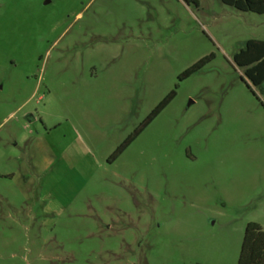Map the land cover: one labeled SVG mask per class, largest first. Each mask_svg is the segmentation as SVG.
Returning a JSON list of instances; mask_svg holds the SVG:
<instances>
[{
  "label": "rangeland",
  "instance_id": "1",
  "mask_svg": "<svg viewBox=\"0 0 264 264\" xmlns=\"http://www.w3.org/2000/svg\"><path fill=\"white\" fill-rule=\"evenodd\" d=\"M245 40L264 15L218 0H0V264H234L264 230Z\"/></svg>",
  "mask_w": 264,
  "mask_h": 264
},
{
  "label": "trees",
  "instance_id": "2",
  "mask_svg": "<svg viewBox=\"0 0 264 264\" xmlns=\"http://www.w3.org/2000/svg\"><path fill=\"white\" fill-rule=\"evenodd\" d=\"M184 4H196V0H181ZM220 3L230 6L238 11H247L264 15V0H218ZM209 56H203L185 68L176 76L178 80L186 77L193 71L201 67ZM232 63L241 69V75L249 86L255 87L261 94L264 108V41L245 40L242 47L231 57ZM245 85V84H244ZM246 88H249L245 85ZM251 91V88H249ZM252 94V92H251ZM173 92L169 91L150 110L144 118L142 125L146 124L172 97ZM123 142L116 147L107 157L106 161L112 160L129 141ZM234 264H264V230L256 223L247 221L241 231L237 255Z\"/></svg>",
  "mask_w": 264,
  "mask_h": 264
},
{
  "label": "crops",
  "instance_id": "3",
  "mask_svg": "<svg viewBox=\"0 0 264 264\" xmlns=\"http://www.w3.org/2000/svg\"><path fill=\"white\" fill-rule=\"evenodd\" d=\"M257 224H258V223H257ZM258 226H259L261 229H263V228L261 227V225L258 224ZM262 226H263V225H262Z\"/></svg>",
  "mask_w": 264,
  "mask_h": 264
}]
</instances>
